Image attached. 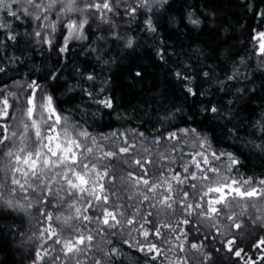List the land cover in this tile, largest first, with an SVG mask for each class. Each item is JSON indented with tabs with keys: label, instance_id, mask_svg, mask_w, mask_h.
Wrapping results in <instances>:
<instances>
[{
	"label": "clouds",
	"instance_id": "1",
	"mask_svg": "<svg viewBox=\"0 0 264 264\" xmlns=\"http://www.w3.org/2000/svg\"><path fill=\"white\" fill-rule=\"evenodd\" d=\"M105 3L110 10L104 8ZM168 3L169 0H0V29L13 30V23L4 19V13L22 18V22L30 21V31L15 32L10 39L15 42L17 35L23 34L35 45L47 44L51 51V45L63 35L62 26H66L64 46L59 50L64 53L70 41L83 44L89 39L83 27L93 18L98 21L96 28L110 24L111 29H116L108 13L118 7L130 17L126 22L129 26L136 20L133 9H142L145 23L155 31L153 15L162 12ZM186 19L197 28L202 24L191 10H186ZM73 23L74 29L69 27ZM119 39L124 40L125 47L132 48L131 33ZM96 59L104 65L110 63L100 55ZM257 67L264 70V61H258ZM75 74L87 81L95 79L82 74L79 68ZM37 87L25 74L23 79L0 88V113L4 99L15 102L11 121L3 129L6 136L0 137V228L4 229L0 243H10L16 256L14 264H208L212 255L201 236L206 239L217 233L220 242H229L233 238L250 239L264 230V178L256 171L264 170V110L260 119L254 117L247 125L243 136L235 126L227 128L228 139L239 147L237 154L214 149L210 131H198L191 125L173 129L179 110H168L154 121L159 125L154 129L159 135L128 125L126 120L132 117L122 114L116 116L121 122L119 127L99 131L95 124L101 122L104 109L113 107L111 99L98 98L99 93L92 102L102 108L92 110L76 104L61 112L57 122L43 107L46 97L53 98L44 86L30 118L29 89ZM67 90L71 93L76 89L69 83ZM82 90L91 95L87 89ZM188 91L191 93L192 88ZM144 115L152 120L148 112ZM57 132L62 147L53 155L57 140L49 144L48 138ZM69 148L74 151L65 157V149ZM49 158L51 163H45ZM24 159H29V165L24 164ZM32 159L39 160L34 171L30 168ZM232 160H238L239 165L232 164ZM245 168H250L252 174L246 175ZM233 181L245 192L256 188L262 194L242 198L229 193L224 203H210L219 197L216 188ZM213 207L220 210L213 213ZM236 225H240L239 230ZM185 226H191V231H186ZM80 238L83 244L78 243ZM124 245L142 253L144 259L125 252Z\"/></svg>",
	"mask_w": 264,
	"mask_h": 264
},
{
	"label": "trees",
	"instance_id": "2",
	"mask_svg": "<svg viewBox=\"0 0 264 264\" xmlns=\"http://www.w3.org/2000/svg\"><path fill=\"white\" fill-rule=\"evenodd\" d=\"M186 10L194 11L202 21L198 28L187 22ZM108 15L116 22V29H111L110 24L96 28L98 21L93 18L83 27L89 39L83 44L70 41L68 51L60 53L63 36L68 31L66 26H62L63 35L49 51L47 44L35 45L23 34L17 35L13 42L11 34L30 31L32 25L30 21L22 22V18L4 13V19L13 23V30L0 29L3 42L0 67L4 68L0 72V88L23 79L26 74L28 80L38 86L29 89L36 97L41 88L47 86L57 114L67 112L76 104L92 110L102 108L92 102V97L97 93L98 98L107 96L113 107L104 109L101 122L95 124L99 131L119 127L121 122L116 116L122 114L132 117L126 120L128 125L146 133L153 130V135H159L154 131L159 126L154 121H159L168 110H179L173 129L191 125L198 131H210L214 149L239 154L238 145L227 137V128L235 126L243 136L247 125L254 117L260 119L259 114L264 110V70L257 67L258 61H264L261 52L264 39H260V34L264 33V0H169L162 12L153 15L155 31L145 23L146 13L142 9H133L136 20L130 26L126 23L130 17L124 8H115ZM124 33L134 37L132 48L125 47L124 40L119 39ZM99 36L104 39H98ZM97 55L110 63L102 64L96 59ZM113 60L115 63H111ZM78 68L82 74L95 79L87 81L77 76ZM69 83L76 89L74 92H68ZM82 89H87L91 95ZM9 104L7 116L0 115V137L6 136L3 129L10 123L15 107L14 101ZM213 107L218 111L213 113ZM145 112L152 115V120L145 118ZM245 160L251 163L246 157ZM256 171L264 178V170ZM244 172L252 174L250 168H245ZM185 230L191 231V226H185ZM3 231L0 228V236ZM262 237L264 230L247 240L233 238L236 243L232 251L227 239L220 242L217 233L200 239L209 245L212 260L208 264H264ZM212 244L216 246L211 247ZM123 247L133 257L144 259L142 253L128 245ZM238 250H242L239 257L235 255ZM15 260L10 243H0V264H14Z\"/></svg>",
	"mask_w": 264,
	"mask_h": 264
},
{
	"label": "snow or ice",
	"instance_id": "3",
	"mask_svg": "<svg viewBox=\"0 0 264 264\" xmlns=\"http://www.w3.org/2000/svg\"><path fill=\"white\" fill-rule=\"evenodd\" d=\"M99 7H100V5L97 4L96 5V9L99 10ZM104 8L106 10H110L109 9V5L107 3H105ZM69 27L74 29L76 27V25L73 23V24L69 25ZM260 39H264V33L260 34ZM261 52L264 53V44H261ZM32 87H35V86H32ZM35 101H36V96L34 94H31L30 97H29V100H28V103L30 105V108L28 110V115H29L30 118L33 116L34 111L36 109ZM45 101L46 102L43 105L45 111L48 112L52 116L54 115L56 121L59 122L61 117H60L59 114L56 113V110L53 107V98L51 96H48V97L45 98ZM2 104L4 106V109H3V112L0 113V115L7 116L8 109H9V107H11V105L9 104V101L7 99H4L2 101ZM108 106L111 107V102L110 101L108 102ZM212 111H216V109L213 108ZM34 127H36L38 129L39 128L38 123L34 122ZM58 136H59V134L57 132L56 136H52V137L48 138L49 139V144H51L53 140H57V144H56L57 151L53 152V155H56L58 153V151L60 150V148L62 147V145L58 142ZM70 151H74V149H71V148L65 149V157H67V154ZM212 155H213V157H215L217 159L219 158V155L216 154V153H212ZM68 158L69 159H73L72 157H68ZM20 159H21L20 157H17V162H20ZM23 162H24L25 165H29V159H24ZM205 162L210 163V161H207V160ZM45 163L50 164L51 163V159L49 158L48 160L45 161ZM239 163L240 162L238 160H232V164H234V165H239ZM38 166H39V160L38 159H32L31 160V164H30L31 170L34 171L36 169V167H38ZM213 171H215V169H213ZM14 182H16V181H14ZM16 183H18V182H16ZM261 183L264 184V181H261ZM21 186H23V185H21ZM215 191L219 194V197H218V199L211 200L210 203L216 204V205L224 203L229 198V193H231L233 195H236V196H240L242 198L259 197L262 194V191L260 189H256V188L252 189L251 191L245 192L241 188L236 186V182L235 181H233L232 184H225L223 187H218V188L215 189ZM219 210L220 209L218 207H213V208L210 209V211H212L213 213H215V212H217ZM49 219H51V218L49 217ZM105 223H108V221L105 220ZM236 228L239 230L240 225H236ZM157 235H159V233H157ZM89 239H91V237H89ZM78 243L83 244L84 243L83 238H80ZM235 243H236V241H234V240L228 242L227 246L229 248V251H232V247H233V245ZM260 244L264 245V240H261ZM193 246L195 247L196 245H193ZM73 247H75V245H73L72 247H69L67 249V251L71 252L73 250ZM153 251H157V250L155 248H153ZM241 251L242 250L236 251L235 255L237 257H239L241 255Z\"/></svg>",
	"mask_w": 264,
	"mask_h": 264
}]
</instances>
